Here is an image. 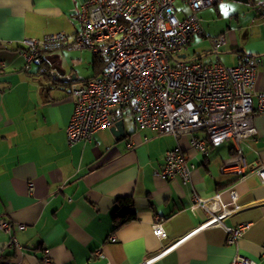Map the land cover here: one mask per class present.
Masks as SVG:
<instances>
[{"label":"crops","instance_id":"obj_1","mask_svg":"<svg viewBox=\"0 0 264 264\" xmlns=\"http://www.w3.org/2000/svg\"><path fill=\"white\" fill-rule=\"evenodd\" d=\"M84 1L0 0V219L12 225L21 246L8 248V236L0 230V262L142 264L190 231L194 196L218 192L220 201L229 204L227 187L232 185L238 208L225 226L249 223L236 245H227L224 229L212 226L151 264H230L236 252L264 264V173L242 178L223 173L221 161L236 152L230 140L209 145L205 156L190 146L188 135L176 141L169 134L140 130L129 108L116 107L111 126L68 146L64 129L73 112L70 91L96 78L94 64L102 59L68 44L27 62L18 42L57 32L72 39ZM178 2L182 17L188 8ZM198 15L203 34L193 37L189 47L207 42L211 48L210 38L223 34V45L211 48L213 59L204 62L237 65L256 59V88L264 90V0H224ZM181 58L202 61L184 52ZM118 121L123 135L115 137L109 128ZM252 122L256 134L239 149L256 168L264 166V113ZM177 144L196 165L187 183L155 175L165 151ZM120 201L134 205L136 219L115 228L111 217ZM156 220L164 239L152 232Z\"/></svg>","mask_w":264,"mask_h":264},{"label":"built area","instance_id":"obj_2","mask_svg":"<svg viewBox=\"0 0 264 264\" xmlns=\"http://www.w3.org/2000/svg\"><path fill=\"white\" fill-rule=\"evenodd\" d=\"M177 1L188 8L182 17L178 15ZM221 1L224 0H85L76 14L80 27L72 39L57 32L19 41V50L27 62L40 54L57 53L68 44L87 49L103 61L99 76L70 91L73 112L64 129L68 146L87 142L97 131L111 126L114 108H129L136 128L169 134L176 141L188 135L190 146L205 156L209 145L230 140L236 152L221 161V171L239 173L240 178L253 171L262 175L264 166H249L239 149L256 134L254 116L264 113V90H258L255 84L258 61L246 58L237 65H225L181 58L193 37L203 34L198 11ZM210 41L211 48L218 50L224 43L223 34ZM161 165L156 176L178 178L182 183L190 180L196 167L178 144L165 151ZM33 187L29 182V194ZM227 190L229 204L220 201L218 192L208 198L194 196L189 208L194 219L190 231L142 264H151L182 240L212 226L224 229L227 245H236L249 223L225 226L224 220L238 208L235 188L231 185ZM161 228L159 220L152 224L153 234L164 239ZM0 230L8 236V248L21 250L9 222L0 219ZM96 253L102 258L99 250ZM43 259L48 261L47 257ZM230 264L258 263L236 252Z\"/></svg>","mask_w":264,"mask_h":264},{"label":"trees","instance_id":"obj_3","mask_svg":"<svg viewBox=\"0 0 264 264\" xmlns=\"http://www.w3.org/2000/svg\"><path fill=\"white\" fill-rule=\"evenodd\" d=\"M96 58H98V57L96 56ZM102 64H103V61H101V60L98 61V59H97L95 61V64H94L95 76H99V74L102 70V67H103ZM118 205H120V206H118L115 209V211L113 213V217H111L113 220L115 228L136 219V217H135L136 216V210H135L134 205H132L130 201H127V202L126 201H120ZM1 263H6V262H1Z\"/></svg>","mask_w":264,"mask_h":264},{"label":"rangeland","instance_id":"obj_4","mask_svg":"<svg viewBox=\"0 0 264 264\" xmlns=\"http://www.w3.org/2000/svg\"><path fill=\"white\" fill-rule=\"evenodd\" d=\"M180 3L177 1L176 5H179ZM192 51H195L194 53ZM184 53H188L191 58L196 57L199 55L202 57V61H208L213 59V54L211 51V48L209 46V43L207 42H201L199 44H193L189 49L184 50Z\"/></svg>","mask_w":264,"mask_h":264},{"label":"water","instance_id":"obj_5","mask_svg":"<svg viewBox=\"0 0 264 264\" xmlns=\"http://www.w3.org/2000/svg\"><path fill=\"white\" fill-rule=\"evenodd\" d=\"M115 137L123 135L122 121L116 122L111 128H109Z\"/></svg>","mask_w":264,"mask_h":264}]
</instances>
